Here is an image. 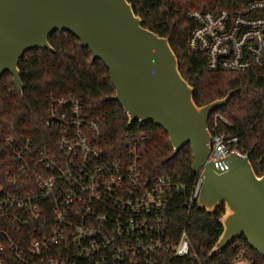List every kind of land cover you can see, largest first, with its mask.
Listing matches in <instances>:
<instances>
[{
  "label": "built area",
  "instance_id": "obj_1",
  "mask_svg": "<svg viewBox=\"0 0 264 264\" xmlns=\"http://www.w3.org/2000/svg\"><path fill=\"white\" fill-rule=\"evenodd\" d=\"M234 1V12L188 15L194 28L187 50L204 56L210 72L264 74V0ZM47 114L50 144L36 148L24 137L5 141L16 166L0 186V264L197 259L185 230L174 237L170 215L177 198L185 210L196 206L201 172L188 191L178 178L145 176L143 133L126 136L125 150L110 156L102 146L100 119L88 118L79 100H50ZM220 122L221 115L211 117L207 161L224 171L228 157L245 154L237 139L216 133ZM230 245L238 250L231 264L253 263L241 243Z\"/></svg>",
  "mask_w": 264,
  "mask_h": 264
},
{
  "label": "trees",
  "instance_id": "obj_2",
  "mask_svg": "<svg viewBox=\"0 0 264 264\" xmlns=\"http://www.w3.org/2000/svg\"><path fill=\"white\" fill-rule=\"evenodd\" d=\"M139 16L143 28L169 40L182 78L193 88V101L197 107L221 100L231 93L224 107L216 109L225 122L217 125L218 134L237 139V149L245 155L258 177L264 175V74L256 71L210 72L206 59L187 50V40L194 28L188 15L220 11L234 12V0H126ZM48 42L52 51L37 50L24 54L18 65L22 94L13 85L12 77L5 73L0 78V186L8 184L7 176L15 172L16 162L10 156L5 141L29 139L36 147L50 144L44 121L48 117L47 102L57 99H75L82 103L88 118L101 121L102 146L112 157L125 150L126 136L143 133L147 138L143 159V174L147 177L170 176L178 178L187 191L195 175L191 172L192 154L189 146L179 150L172 159V148L162 129L152 124L133 125L127 129V116L120 106L110 101L114 90L108 72L99 61H92L87 49L68 33H54ZM176 199L171 209V229L175 236L185 230L191 250L197 259L172 258L166 255L162 264H231L238 250L228 246L209 259L208 253L217 242L222 229L218 223L223 214L220 206L211 213L193 206L185 210ZM180 204V205H179ZM245 254L252 264L264 261L252 251L243 238Z\"/></svg>",
  "mask_w": 264,
  "mask_h": 264
},
{
  "label": "water",
  "instance_id": "obj_3",
  "mask_svg": "<svg viewBox=\"0 0 264 264\" xmlns=\"http://www.w3.org/2000/svg\"><path fill=\"white\" fill-rule=\"evenodd\" d=\"M54 33L72 35L92 61L102 63L114 90L109 100L127 116V129L146 124L162 129L172 148L169 159L189 146L191 172H201L203 179L196 208L224 210L218 220L222 232L208 258L243 238L264 261V175L255 174L250 153L232 154L224 171L207 161L209 117L231 93L197 107L169 40L143 28L126 0H0V78L8 73L22 94L20 61L29 51H52L48 39Z\"/></svg>",
  "mask_w": 264,
  "mask_h": 264
}]
</instances>
